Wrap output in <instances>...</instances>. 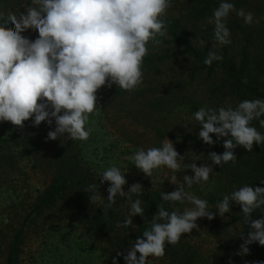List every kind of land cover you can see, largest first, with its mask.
I'll use <instances>...</instances> for the list:
<instances>
[{
    "label": "clouds",
    "instance_id": "1",
    "mask_svg": "<svg viewBox=\"0 0 264 264\" xmlns=\"http://www.w3.org/2000/svg\"><path fill=\"white\" fill-rule=\"evenodd\" d=\"M172 4L173 0H20L23 12L0 10V123L10 122L23 129L25 121L31 120L33 127L45 122L52 129L47 132L48 140H88L92 129L86 125L99 109L98 90L115 85L133 92L143 84V59L150 44L159 45L166 36V15ZM233 12L245 25L254 21L252 12L236 9L231 0H219L207 18L213 33L211 49L203 61L206 66L223 59L215 48L231 44L227 21ZM28 31L38 35L30 39L23 35ZM197 43L204 48L206 41ZM191 119L193 127L199 126L197 138L201 142L208 146L221 143L224 151L209 152L210 163L197 166L199 158L185 163V155L165 137L159 146L137 148L127 157L136 169L152 178V188L165 181L174 186L171 192H160L162 202L188 206L169 211L162 204L151 221H146L149 227L142 236L126 253L117 251L112 264H118L119 257L124 264H151L150 258H163L166 246L178 244L182 234L199 230L198 219L224 217L234 204L239 205L248 229L246 236L240 231L243 242L236 254H248L253 243L264 246V215L252 219L258 209L264 211V180L259 181L260 186L244 184L224 194L215 211L210 210L207 199L189 191L194 185H207L215 167L235 164L236 148L251 153L254 143L258 147L264 144V132L252 125L256 120L264 128V98L244 99L235 107L203 105ZM186 169L193 175H176ZM126 172L116 163L101 171L100 183L109 185L107 199L95 183L85 191L93 202L107 201L101 206L104 214L117 197L123 198L128 212L117 227L129 229L133 217H143L145 209L139 182L124 190Z\"/></svg>",
    "mask_w": 264,
    "mask_h": 264
},
{
    "label": "trees",
    "instance_id": "2",
    "mask_svg": "<svg viewBox=\"0 0 264 264\" xmlns=\"http://www.w3.org/2000/svg\"><path fill=\"white\" fill-rule=\"evenodd\" d=\"M236 9L243 8L254 14L251 25H245L242 18L233 12L230 14L227 26L230 30L231 44L217 47L214 51L222 55L223 59L215 61L212 66H206L203 61L211 49L213 25L207 23L213 9L218 7L219 0H173L172 7L166 15L167 34L161 38L159 45L149 46V53L143 59V84L133 92L121 90L113 85L110 89L101 87L98 90L99 109L108 115V108L122 107V113L132 125L141 123L144 129L153 132L157 142L167 137L178 141L188 153L185 163L193 160L197 166L207 161L211 151L221 154L224 149L221 143L213 146L205 145L197 138L199 126L193 127L192 113L201 106L219 108L236 104L244 99L264 98V0H231ZM0 10L7 12L20 11V0H0ZM23 35L32 39V35L25 32ZM205 40L204 48L198 46V40ZM163 50L164 53H160ZM188 62L184 67L172 69L171 64ZM174 60L175 63H172ZM168 65H171L168 67ZM246 81V82H245ZM191 126V131L181 128L177 131L175 117ZM134 124H133V123ZM41 128L46 133L35 137L37 151L33 156L38 171L50 176L49 184L38 192L34 202L29 207V213L17 227L12 242L7 250L6 264H17L21 253L23 235L28 221L41 216L58 203H63L59 221L68 218L77 226L84 228L100 247L102 256L110 260L116 252L126 253L138 236L149 227L146 221H151L157 209L163 206L171 211L173 207L181 211L187 204L172 205L162 202L160 192H171L174 186L167 181L152 188L144 182L143 196L141 197L145 209L144 216L133 217L132 228H118L128 212L123 199L116 198L112 208L103 213L101 207L107 201H91L90 193L85 189L95 183L89 169L84 165L82 153L76 141H66L58 138L48 140L47 132L52 130L45 122ZM46 124V125H45ZM25 127H33L31 120L24 122ZM252 125L264 132L259 122L254 120ZM38 127V126H37ZM36 127V129H37ZM39 128V131L41 130ZM33 129V128H32ZM35 131V130H34ZM121 139L131 142L133 137L129 132L121 129ZM35 134V133H34ZM212 135V134H210ZM213 139L215 136L213 135ZM237 161L223 167H215V173L210 175V181L204 187L194 185L189 191L207 199L210 210L215 211V204L226 193L239 188L244 184L260 186L264 180V144L260 147L253 145V151L247 152L243 148L234 150ZM210 163V161H207ZM21 171L17 156L2 153L0 146V175L8 176L12 172ZM183 174L193 175L190 170L185 173L177 172L178 177ZM135 198V197H134ZM232 213H226V220H214L212 229H228L236 226V233L227 236L217 247V258L212 264H258L264 262V246L257 243L249 245V253L237 255L242 240L240 231L247 234L243 214L239 213V205H233ZM264 211L257 210L252 219H258ZM199 220V219H198ZM31 221V220H30ZM199 223V222H198ZM186 234H182L176 245H167L165 256L160 259H151L157 264H201L205 260L198 253L195 246L188 244ZM118 264H124L123 258H118Z\"/></svg>",
    "mask_w": 264,
    "mask_h": 264
},
{
    "label": "rangeland",
    "instance_id": "3",
    "mask_svg": "<svg viewBox=\"0 0 264 264\" xmlns=\"http://www.w3.org/2000/svg\"><path fill=\"white\" fill-rule=\"evenodd\" d=\"M28 34L32 35V39L38 35L33 31H28ZM159 51L164 53L163 50ZM172 63H175L174 60ZM185 63L188 64L184 59L181 63L171 64L175 65L172 69L182 68L186 65ZM106 106L108 115L98 109L89 116L86 125L92 129L89 139L76 141L82 153L84 166L92 174L98 191L107 199L106 189L109 185L107 182L101 184L99 175L104 168L113 163L121 167L122 171H127L125 191L137 182L142 185V189L145 186L144 182L152 187V178L146 177L136 169L127 157L132 155L137 148L159 146L161 141L157 142L153 132L144 129L141 123L132 122L134 124L132 125L121 112L122 107L117 109ZM174 123L177 131L184 128L189 132L191 126L181 121L179 116L175 117ZM42 125L41 123L37 129L36 127L29 129L25 126L20 129L10 122L0 123L1 152L16 155L21 167V171L12 172L7 177L0 175V264H6L7 250L17 227L30 212L29 207L38 192L43 191L50 181L48 174L37 170V164L33 159L37 151L34 139L37 135L46 133V129L41 128ZM39 128H41L40 131ZM121 129L129 132L133 141L128 142L121 139ZM172 142L177 152L185 155L186 158L187 149L178 141ZM34 164L36 166L33 168ZM62 207L63 203H58L41 216L28 221L17 264H112V260L107 256H102L100 247L85 233L84 228L68 221V218L58 220L62 215ZM229 213L232 211L230 210ZM215 219L223 222L226 217L217 215L212 220L200 218L197 221L199 230L194 229L186 234V238H190L188 244L195 246L198 253L203 256L205 262L201 264H212L217 258V247L221 241L237 231L234 225L228 229H212ZM151 264L157 263L151 260Z\"/></svg>",
    "mask_w": 264,
    "mask_h": 264
}]
</instances>
